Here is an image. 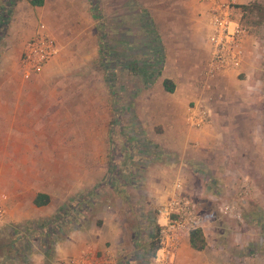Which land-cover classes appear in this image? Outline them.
I'll use <instances>...</instances> for the list:
<instances>
[{"label":"crops","instance_id":"crops-1","mask_svg":"<svg viewBox=\"0 0 264 264\" xmlns=\"http://www.w3.org/2000/svg\"><path fill=\"white\" fill-rule=\"evenodd\" d=\"M125 1L128 4L121 7H126V13L135 9L140 18L147 17L144 25L151 29L162 49L161 73L150 89L166 95L170 121L157 122L163 129L157 136L160 140L143 144V149L141 145V150L131 155L129 163L136 161L132 170L125 162L121 165L124 169L117 164L98 170L92 163L109 164L113 143L109 138L102 142L91 122L69 123L68 129L78 130L67 142L70 148L59 144L52 151L47 148L53 141L50 137H62L60 128L64 123L43 121L41 117L15 121L17 106L0 102V113L6 112L11 118L0 121V129L13 130L0 131V136L7 137L6 142L0 139V192L7 194L2 200L6 219L0 224V238L8 230L6 237L15 240L14 248L8 246L7 254H0V264H151L152 242L158 240L157 229L166 222V217L156 210L169 199L173 183L180 178L184 192L192 191V196L188 195L195 210L205 216L201 230L206 245L202 250L193 249L190 231L181 230L173 264H264V236L257 242L246 237L240 244L242 236L224 235L221 223L228 216L216 208L215 202H208L216 199L215 191L220 192L227 184L234 187V177L249 171L259 176L251 187L264 188L260 179L264 168L254 163L264 161L261 0H238L234 21L246 30L242 61L236 68L219 70L206 85L199 83V76L210 57L208 35L213 1ZM132 1L140 7L133 8ZM249 5L254 9L247 24L242 6ZM90 23L85 3L77 6L73 0H44L43 5L33 6L29 0H0V65L7 64L11 53L19 61L23 43L37 32L46 31L56 40L57 52L39 74L43 87L47 82L55 86L43 90L48 101L43 98L42 107L35 103L43 113L49 106L62 105L56 98L63 90L56 86L61 80L77 76L80 65L87 61V56L81 57L85 44L78 37L75 40V34L80 24L82 31L86 27V32L90 31ZM164 78L174 82L173 92L163 88ZM41 92L30 91L28 96ZM1 93L9 96L7 90H0V96ZM202 112L209 117L200 127L183 120L185 113L188 116ZM135 123L130 126L136 132H131L129 142L146 141L144 132H138L141 124ZM49 128L55 131L45 133ZM120 128L125 131L123 126ZM103 133L107 134V127ZM120 156L119 162L125 158L122 153ZM43 160H55V171H43L42 164L33 168L34 162ZM203 177L207 180L203 181ZM39 193L48 195L46 204H34ZM211 208L217 210L212 212Z\"/></svg>","mask_w":264,"mask_h":264},{"label":"rangeland","instance_id":"rangeland-1","mask_svg":"<svg viewBox=\"0 0 264 264\" xmlns=\"http://www.w3.org/2000/svg\"><path fill=\"white\" fill-rule=\"evenodd\" d=\"M83 3H85L87 11L89 12L91 20L89 25L90 31L86 32V26V30L82 31L83 25L80 24L79 32L81 33L78 32L79 34H75V40L78 37L81 42H84L85 46L84 49L81 50V57L87 56V61L80 65L77 76L72 77L70 81L63 82V80H61L59 86H56V88L59 87L58 90H63L61 95L63 97L61 98V96H58V98H56L58 102L62 101V105H56L57 107L53 105L49 106L47 111L43 113V109H41L43 98H46V101H48L46 93L43 90H45V87L49 86L55 88V86L47 82L46 86L43 87V83L39 78V74H41L43 70L33 75L32 78L28 80L24 79L21 75L19 61L16 60L15 56H12V53L6 60L7 64H5V66L0 65V90H7L9 92V96H3L6 95V93H1L0 102L4 101L5 103H2L4 106H17L15 110V121L32 120L41 117L43 121L64 123V125H62L63 127L60 128V130L63 131L62 137H50L53 141L47 145V148L52 149V151H54L55 147L59 144H63V148L65 149L70 148L67 142L70 138L75 136L72 133L78 130L68 129L71 126L69 123L73 121L91 122L92 127H96L94 129V134L101 137L103 139L102 142L106 141V138H109L113 143L111 144L112 149L109 154V164L106 161H104V165L103 162L95 161L92 163L95 169L102 170L104 166L107 168L108 165L116 166L117 164L118 167L124 169L125 167L121 165H124L125 162L130 166V170H132L136 161L129 163L128 159L131 155H135L137 151L141 150V145L142 149L145 143H150L152 145L154 140L158 139L157 136L163 131L156 123L162 120H164V122L168 121L171 116L170 108H165L169 103V100L165 97L166 95L164 96L156 92L154 90L155 88L150 89L152 83L150 85L145 83V76H143L144 71H142L146 69L144 61H151L154 59L151 53L155 50L156 41L153 42V40L156 38L144 25V20L138 16L139 12L134 11V9L126 13V7L124 9L121 7L127 3L125 0H77V2L73 0V4H77V6ZM130 3L133 8L140 7V5L135 7L133 1ZM258 3L263 6L260 13V17H263L264 0ZM110 8L112 11H110ZM246 12L247 14L244 15V22L246 23L247 21L248 24L251 22V18H249L251 13L250 11ZM256 13L258 14L257 10ZM100 39H104L105 46L107 47L104 58L106 69L114 74L113 90L117 96V98L114 99L113 97L111 98L107 82L104 79L105 68H103V64L100 61ZM1 46H3V43ZM131 61L137 62V67L142 68L139 73L134 74L130 69H126ZM119 63H125V69L124 65H120ZM159 67L160 65L155 63L151 68L154 71V76L158 74ZM159 75L154 79H157ZM40 90L42 91L41 93H34L32 97L28 96L30 91ZM34 100L36 102H34ZM38 101H40V103H38ZM35 103L41 107L36 106ZM159 103H161V106H159ZM163 103H165V105H162ZM21 106H25V108ZM8 117L6 112L0 113L1 122L11 120V118L9 119ZM186 117L188 116L185 113L183 115V120L187 123ZM132 122H136V125L138 123L141 124V130L138 132L139 134L144 132L146 141L140 142L136 139L129 142L131 132L133 131L130 130ZM121 126L124 127L126 132L122 131L125 134L120 131ZM106 127L107 134H104L103 131ZM54 129L55 128H49L44 131L45 133L49 130L54 132ZM0 131L5 133L11 130H7L3 127ZM86 131L90 132L91 130H85V132ZM53 136L57 135L54 134ZM0 139H4V142H6L7 137L0 136ZM23 146L24 145L19 148L17 147V149H22ZM32 147H35V145H32ZM250 148L255 151L257 150L256 147ZM121 153L124 154L125 158H122L123 160L119 162V159H121L120 157H122L120 156ZM254 163L264 168V161L258 160ZM38 164L43 165V171L47 168L48 170L55 171L57 162L55 160L37 161L34 162L33 168H36V165L38 167ZM249 172V174L245 173L246 175L242 174L237 178L234 177V187H230L228 184L225 185L227 186L225 188L221 187L220 192L217 190L214 193L216 199H210L208 201L211 203L215 202L216 208H218L223 215L228 216L222 219V233L224 235L229 234V237L234 233L242 236L240 238V244L244 243L242 240L246 239V237L251 240L256 239L257 242L261 236H264V188L260 190L251 187V182L255 179H259V176L257 173L252 174V171ZM180 179L182 180V178ZM180 179H178V181L182 183L184 191L185 185ZM191 179L195 181L194 177H191ZM260 179L264 182V177ZM206 180L207 179L203 177V181ZM247 182H249V186L245 184ZM33 186L34 182L30 188L32 192L35 189ZM185 194L189 196L192 194V191L188 193L189 195L187 193ZM6 195L7 194L0 192V196H4V199L7 198ZM195 196L198 197L199 193H196ZM204 204L206 203L204 202ZM225 205L232 206L239 213L240 217L221 210V207ZM216 208H211L210 210L215 212L217 210ZM157 210L156 213L158 212ZM199 214L204 217L205 221V216L202 213ZM3 233L4 236L0 238V254L6 255L9 248L8 246H12V241L15 242V240L14 238L9 240V237H6V235L10 234V231L4 230ZM37 235H39L38 232ZM12 247L14 248V246Z\"/></svg>","mask_w":264,"mask_h":264},{"label":"built area","instance_id":"built-area-1","mask_svg":"<svg viewBox=\"0 0 264 264\" xmlns=\"http://www.w3.org/2000/svg\"><path fill=\"white\" fill-rule=\"evenodd\" d=\"M199 1H213L208 35L210 57L199 76V83L206 85V81L219 70L239 66L244 54L242 39L246 30L234 21L238 0ZM56 52L57 43L53 36L46 31L35 33L23 43L20 51L19 66L22 77L28 80L40 73ZM186 119L192 126L200 127L207 122L208 114L204 112L199 115L191 114ZM2 200L4 196H0V224L6 219V209ZM221 210L240 217L232 206L225 205ZM157 211L166 217V222L159 226L158 248L151 257V264H173V256L179 245V232L202 228L204 217L195 210L192 199L184 193L182 183L178 180L173 183L169 199Z\"/></svg>","mask_w":264,"mask_h":264},{"label":"trees","instance_id":"trees-1","mask_svg":"<svg viewBox=\"0 0 264 264\" xmlns=\"http://www.w3.org/2000/svg\"><path fill=\"white\" fill-rule=\"evenodd\" d=\"M93 1V0H91ZM30 4L33 5V6H41L43 5L44 3V0H29ZM252 8L254 9V6H242V10L245 12L244 15L247 14L246 11H251ZM144 20H146V24H147V17L144 18ZM149 21V20H148ZM148 28V27H147ZM149 29V28H148ZM151 31V29H149ZM152 33V32H151ZM156 41V44H155V51L152 52V56L156 59H153V60H146L144 61L145 63V67L146 69H143L142 71L143 72V76H145V83L147 85H150L151 83L154 82V78L159 75L161 73V69H162V58H163V55L161 53L162 49L160 46H158L157 44V40L154 39L153 42ZM100 61L102 62L103 64V68H105V72H104V79L105 81L107 82V85H108V89L110 91V96L111 98L113 97L114 98H117V96L115 95V92L113 90V84H114V74L113 73H110L109 70L106 69V64H105V55H106V50H107V47L105 46V41L104 39H100ZM134 55V54H133ZM135 56V55H134ZM138 61V60H136ZM157 65H160V69L158 70V74L154 76V71L151 69L155 63ZM120 65H124V69H125V63L121 64L119 63ZM126 69H130V71L132 73H139L140 67H137V62L135 61H131L128 65V68ZM162 85H163V88L165 89V91L167 92H173L175 90V84L174 82L169 79V78H164L163 81H162ZM49 201V197L48 195L46 194H37L36 197L34 198V204L35 205H43V204H46L47 202ZM158 230V229H157ZM189 242H190V246L195 249V250H202L204 249L205 245H206V241H205V238L203 236V232L201 230V228H196V229H193L190 231V234H189ZM158 248V240H154L152 242V248H151V251L149 252L150 256H154L156 250Z\"/></svg>","mask_w":264,"mask_h":264}]
</instances>
